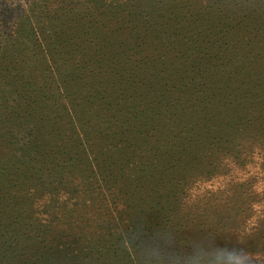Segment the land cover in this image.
<instances>
[{"label": "trees", "instance_id": "1", "mask_svg": "<svg viewBox=\"0 0 264 264\" xmlns=\"http://www.w3.org/2000/svg\"><path fill=\"white\" fill-rule=\"evenodd\" d=\"M66 1L73 2L0 0V264H78L76 235L94 223L103 230L99 219L116 215L117 207L134 219L135 233L149 231L163 218L160 205L179 198L187 172L193 176L187 157L195 148L180 136L186 130L195 144L199 124L173 118L188 103L193 72L187 51L170 56L171 33L182 21L167 18L166 25L147 28L142 39L152 43L122 50L103 26L81 18L65 27L32 26L39 15L63 12L51 7ZM94 31L103 39L91 38ZM235 33L243 36L239 27ZM200 131L211 139L212 132ZM163 165L183 170L177 184L170 181L172 190L164 186L154 196L161 184L151 170ZM157 243L162 261L169 250L174 255L188 246L184 236L175 246L165 238Z\"/></svg>", "mask_w": 264, "mask_h": 264}, {"label": "rangeland", "instance_id": "2", "mask_svg": "<svg viewBox=\"0 0 264 264\" xmlns=\"http://www.w3.org/2000/svg\"><path fill=\"white\" fill-rule=\"evenodd\" d=\"M177 1H187L186 7L173 6L172 0L66 1L51 7L66 8L60 14L42 19L39 15L32 23L65 27L72 18H81L86 25L103 26L112 41L122 44V50L152 43L151 37L142 39L147 28H158L167 18L182 21L179 30L173 26L170 56L176 60L187 51L193 67L185 86L190 98L173 117L178 125L186 117L199 124L194 128L200 138L195 144L187 140L191 135L186 130L180 136L182 145L195 148L187 157L193 176L187 172L188 183L176 191L183 188L179 198L171 196L160 205L163 218L154 220L149 231L135 233L134 219L117 207L116 215L109 212L99 219L103 230L94 223L76 235L78 264H264V0ZM206 14L209 20L201 25ZM133 26L137 30L132 31ZM236 27L243 36L238 38ZM94 36L104 37L96 31ZM214 52L216 58H212ZM145 56V52L136 53L132 59ZM200 130L212 132L211 139L201 136ZM151 162L157 159L153 156ZM168 165L151 170L161 184L153 190L154 196L164 186L172 190L170 181L178 182L183 169ZM139 221L140 225L148 223ZM183 236L188 246L174 255L169 250L162 261L157 240L165 238L175 246ZM145 244L146 250L141 251Z\"/></svg>", "mask_w": 264, "mask_h": 264}]
</instances>
